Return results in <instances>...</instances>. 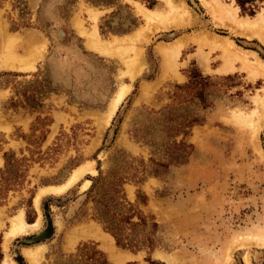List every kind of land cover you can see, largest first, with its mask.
I'll return each mask as SVG.
<instances>
[{
	"label": "rangeland",
	"instance_id": "374dc122",
	"mask_svg": "<svg viewBox=\"0 0 264 264\" xmlns=\"http://www.w3.org/2000/svg\"><path fill=\"white\" fill-rule=\"evenodd\" d=\"M133 1L170 11L164 0ZM219 1L241 18L264 17V0L254 15L236 0ZM175 2L193 21L149 30L129 0H0V25L9 33L47 41L35 69H0L3 260L5 233L22 211L27 223L40 224L10 241L16 264H31L24 249L40 245L36 264H86L76 256L84 248H95L109 264H228L229 253L230 264H247V256L264 264V104L257 101L264 76L239 62L220 71L223 52L200 37L227 38L262 60L264 42L218 23L203 0ZM76 20L133 50L121 54L116 45L101 54L88 46ZM178 40L184 46L167 70L159 45ZM138 52L140 63L131 70L126 58ZM123 85L127 94L107 124ZM85 164L91 169L71 188L35 204L41 187L63 184ZM99 213L119 222L126 248ZM50 225L51 236L34 241ZM91 226L112 237L121 258L102 239L82 236ZM248 237L263 241L248 244Z\"/></svg>",
	"mask_w": 264,
	"mask_h": 264
},
{
	"label": "bare ground",
	"instance_id": "6f19581e",
	"mask_svg": "<svg viewBox=\"0 0 264 264\" xmlns=\"http://www.w3.org/2000/svg\"><path fill=\"white\" fill-rule=\"evenodd\" d=\"M129 1L135 4L138 13L141 14L146 19L147 24H149V27L147 26L149 30L157 29V27L160 24L163 25V28L168 29L179 26H185L193 21V15H191V12L188 9L183 8L182 5L181 6L176 5L175 4L176 0H164L166 4H168L170 7L169 13L166 14L159 9H155V10L148 9L137 1H133V0H129ZM203 2L204 5L207 7L208 11L212 14L214 19L218 23L222 25L231 26L234 30H236L240 34L247 35L248 37L259 36L261 40L264 42V17L262 14H259L255 18H241L237 15V12H235L232 9V7L225 5L219 0H210V1L203 0ZM182 8L184 10V14H181L180 12V9ZM89 12L92 19L96 20L98 13L95 12L94 10H90ZM76 24L78 31L82 35H85L88 38L87 41L88 46L94 50L99 51L101 54H108V55L111 54L114 48L116 47V45L119 47L118 50L121 51V54L124 52H126L127 54V52H129L130 50H133V48H129L130 46L121 48L119 43L120 41H122V39L120 40L118 38H115L114 41L112 42L104 41L99 36L96 27H94L93 30L89 32L85 29V27L79 20H76ZM200 38L201 41L204 43V45L209 46L211 49H220L223 52L225 64L222 69H219L220 71L222 72L233 71V69H235V63L239 62L243 69H249L255 75L264 76V60L258 57V54L256 52L241 51L233 41L226 40L227 38L220 39L215 35L209 34L208 32L202 33ZM125 40L127 39L125 38ZM46 46H47L46 39L40 38L35 33H29V34L9 33L6 30L5 26L0 25V69L18 70V71H29L35 69L36 63L40 59H43L45 57ZM183 46H184L183 40L180 41L178 40L171 44L159 45V49L165 58V66L167 70L174 69L172 67L175 66L176 60ZM138 54L139 52L136 53L134 57L126 58V61L128 60L127 62H130V64L128 63L130 68L132 65L135 68L138 67L140 63V58ZM127 91H128V86L123 85L121 86L119 92H117V95L114 98L111 105V109L108 115L109 117L106 119L107 124L110 122L111 117L116 112L121 101L126 96ZM257 101L260 102L261 104H264V95L257 97ZM235 114H239L237 117L239 121L240 119L242 120V116H241L242 113L237 112ZM250 125H252L255 128V132H258L259 127L257 126V123L251 122ZM1 162L2 161H0V164ZM89 169H91L90 164L82 165L79 168H77L74 171L73 175L63 184L41 187L37 196L35 197V204L38 206L40 199L44 195L62 194L66 192L82 176H84L83 174L87 172ZM92 172L94 173L95 171L92 170ZM89 184L90 181L86 180L82 187L87 188ZM1 211H0V223L2 222L1 218L3 216ZM10 222H11V227L9 231L5 233V238L3 242V247L6 251V257L0 264H16L15 260L11 259L8 253L10 241L13 238L19 236L20 234L28 233L30 229H38L40 224L39 220H37V222L33 224L27 223L25 220L24 213L22 211L19 214L14 215L11 218ZM81 233L82 236L84 237L93 236V237H97V239L98 238L102 239L103 244L112 253V255L114 256L116 254L114 253L116 248L113 243L112 237L110 235H107L103 231H100L99 228H95L93 226L87 227ZM261 241L263 240L259 239L258 237L256 238L248 237L247 243L261 244L260 243ZM41 246L43 245L24 249L25 255L29 257V259L31 260V264L37 263L40 255H39V249L35 250V248H40ZM120 253L116 254L117 258H121L122 254ZM231 260H232V254L229 253L227 256V263L230 264ZM246 263L251 264L248 256L246 257Z\"/></svg>",
	"mask_w": 264,
	"mask_h": 264
},
{
	"label": "trees",
	"instance_id": "16d2710c",
	"mask_svg": "<svg viewBox=\"0 0 264 264\" xmlns=\"http://www.w3.org/2000/svg\"><path fill=\"white\" fill-rule=\"evenodd\" d=\"M257 1L262 0H236V3L241 8L242 12L249 13L250 15H254L256 13V10L258 9ZM99 220H101L106 230H108L112 235L115 237L117 244L123 248H126L128 244H125L123 242V239L121 238V233L123 232L122 228L119 225V222H116L113 216H110L109 213H99L98 216ZM53 230L51 228V225L48 227L45 232L42 234L34 237V241H38L40 238H47L50 237ZM77 257L80 259L86 257V264H109L106 258L103 256L101 252L96 250L95 248L89 249L84 248L79 250V252L76 254ZM4 254L2 250V235H0V262L3 260Z\"/></svg>",
	"mask_w": 264,
	"mask_h": 264
}]
</instances>
